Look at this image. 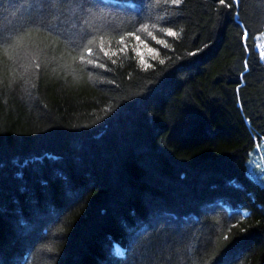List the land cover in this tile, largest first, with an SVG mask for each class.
<instances>
[{
    "label": "trees",
    "instance_id": "1",
    "mask_svg": "<svg viewBox=\"0 0 264 264\" xmlns=\"http://www.w3.org/2000/svg\"><path fill=\"white\" fill-rule=\"evenodd\" d=\"M225 3L0 0V264H264V0Z\"/></svg>",
    "mask_w": 264,
    "mask_h": 264
},
{
    "label": "snow or ice",
    "instance_id": "2",
    "mask_svg": "<svg viewBox=\"0 0 264 264\" xmlns=\"http://www.w3.org/2000/svg\"><path fill=\"white\" fill-rule=\"evenodd\" d=\"M120 3H123L127 8L132 9L136 6L138 0H119ZM174 2L179 3V0H174ZM219 3L225 7H230L231 5L226 4L225 0H219ZM104 4V0H81V8L84 10H87L88 8H95L98 5H103ZM168 35H175L174 32H172L171 30H168L167 32ZM245 37L247 36V33L244 34ZM121 44H123V37H121ZM101 51L104 53L105 56H108L109 53L107 51H105L103 49V47H101ZM87 52L89 55L92 54V49L91 48H87ZM113 55H115L116 53H112ZM262 56H264V53H261ZM81 59H83V57H81ZM141 63H143V60L141 59L140 61ZM88 64H93L94 61L89 59L87 61ZM113 63H115V61H113ZM161 63H163V61H161ZM99 67L103 68L104 65L103 64H99ZM245 67H247V64L245 62Z\"/></svg>",
    "mask_w": 264,
    "mask_h": 264
},
{
    "label": "rangeland",
    "instance_id": "3",
    "mask_svg": "<svg viewBox=\"0 0 264 264\" xmlns=\"http://www.w3.org/2000/svg\"><path fill=\"white\" fill-rule=\"evenodd\" d=\"M258 161H260V164L262 167L259 169L260 171L263 170L264 173V148L263 149H259L257 155L254 156V160H253V165L249 164V174L252 177H256L257 175H255V167L259 166L257 163ZM262 169V170H261ZM263 179H264V175H263Z\"/></svg>",
    "mask_w": 264,
    "mask_h": 264
}]
</instances>
